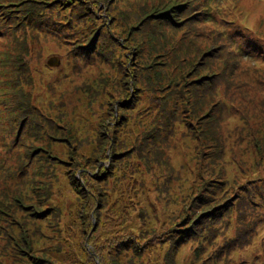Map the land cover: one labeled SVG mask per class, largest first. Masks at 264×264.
<instances>
[{
	"label": "rangeland",
	"instance_id": "1",
	"mask_svg": "<svg viewBox=\"0 0 264 264\" xmlns=\"http://www.w3.org/2000/svg\"><path fill=\"white\" fill-rule=\"evenodd\" d=\"M157 2L0 6V264H264V25L233 67Z\"/></svg>",
	"mask_w": 264,
	"mask_h": 264
},
{
	"label": "trees",
	"instance_id": "2",
	"mask_svg": "<svg viewBox=\"0 0 264 264\" xmlns=\"http://www.w3.org/2000/svg\"><path fill=\"white\" fill-rule=\"evenodd\" d=\"M8 1L10 0H0V6L6 9L10 6V4H6ZM157 1L156 6L159 14L156 20L163 23L167 31L175 35L176 33L185 31L184 35L188 38H194L209 43L211 48L208 52L218 56V59L226 55L230 59L233 67H240L239 62L242 63L243 58L248 53H251L250 51L252 50L253 43L260 40L262 36L257 34L255 29L262 28L264 25L263 20H255L256 25H253L252 21L250 25H248L249 22H247L245 27H238L236 21V19L238 20L236 17L238 10L235 8L237 2L240 0H234V4L228 3L227 5H223L221 0ZM34 10L29 13L25 10V16L33 15ZM11 13L12 11H9V17L3 14V18L7 21V25H9L7 26L8 29H10L11 21L13 20V18L10 17ZM150 17L148 19H151ZM243 19L249 20L245 19L244 15ZM147 25L150 26V23H146V26ZM174 43L173 47L185 50L182 44ZM173 47L172 51L176 53V57H183V53L176 51ZM90 50L91 48H84V50L80 48L79 51L84 55H88L91 53ZM253 51L255 50L253 49ZM197 54L199 55L198 52ZM260 55L264 57L263 50H260L259 56ZM184 62L187 63L186 60H184ZM185 63L182 64L181 68L185 66ZM190 63H192V61H190ZM179 65L178 61L173 63L175 69L179 68ZM81 193H85V190L83 189Z\"/></svg>",
	"mask_w": 264,
	"mask_h": 264
},
{
	"label": "water",
	"instance_id": "3",
	"mask_svg": "<svg viewBox=\"0 0 264 264\" xmlns=\"http://www.w3.org/2000/svg\"><path fill=\"white\" fill-rule=\"evenodd\" d=\"M47 64L50 67H56L61 64V60L58 57H51Z\"/></svg>",
	"mask_w": 264,
	"mask_h": 264
}]
</instances>
